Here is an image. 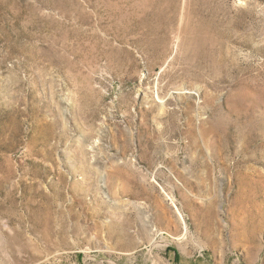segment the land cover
<instances>
[{
	"label": "rangeland",
	"instance_id": "374dc122",
	"mask_svg": "<svg viewBox=\"0 0 264 264\" xmlns=\"http://www.w3.org/2000/svg\"><path fill=\"white\" fill-rule=\"evenodd\" d=\"M0 264H264V0H0Z\"/></svg>",
	"mask_w": 264,
	"mask_h": 264
}]
</instances>
